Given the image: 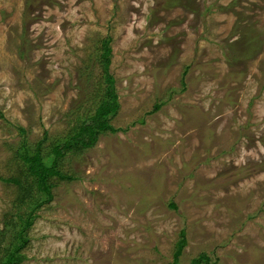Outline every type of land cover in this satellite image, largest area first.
Masks as SVG:
<instances>
[{
  "label": "rangeland",
  "instance_id": "rangeland-1",
  "mask_svg": "<svg viewBox=\"0 0 264 264\" xmlns=\"http://www.w3.org/2000/svg\"><path fill=\"white\" fill-rule=\"evenodd\" d=\"M105 40L115 131L64 153L13 264H264V0H0V176L31 191L0 179V258L39 194L17 147L94 112Z\"/></svg>",
  "mask_w": 264,
  "mask_h": 264
},
{
  "label": "trees",
  "instance_id": "trees-1",
  "mask_svg": "<svg viewBox=\"0 0 264 264\" xmlns=\"http://www.w3.org/2000/svg\"><path fill=\"white\" fill-rule=\"evenodd\" d=\"M104 43V51L101 53V58H103L104 61V80L107 84V90L105 91V95L99 100V103L96 104L94 112L82 118L78 125L71 130L69 135L63 139H56L46 149L43 148V143L47 138L46 133L32 145L26 143L25 139H22L20 145L17 147L15 156L21 159L24 172L28 176L26 179L30 180V182L38 188L39 194L31 199L23 213H15L17 222L14 224L16 230L12 235L14 240L11 241V245L7 249L8 252L0 258V264H13L21 259L22 255L19 253V250L28 241L27 229L33 222L34 211L39 208L43 202L53 198V195L49 191V188L52 186L50 183L51 178L54 176L65 178L66 176V174L59 169V160L64 153L69 150V148L73 147L76 149V146H80L81 148L90 147L95 143L100 132L106 130L115 131V127H113L109 121L110 118L117 113L119 100L113 85V77L108 72L110 48L106 44L107 40H105ZM155 106L158 107L159 105ZM18 129H20V133L26 132L22 127H18ZM0 179L15 183L23 188L22 180L19 178H3L0 176ZM30 192L31 191H26V189L23 188L20 198L21 203L24 202L23 200L26 197L29 198ZM171 207L175 208L176 206L171 204ZM0 233H3V231L1 230ZM186 242L187 240L182 231L174 251L176 256L180 254ZM203 258H205V260H203ZM208 258V256L200 254V256L193 258L190 264H199L207 261Z\"/></svg>",
  "mask_w": 264,
  "mask_h": 264
}]
</instances>
